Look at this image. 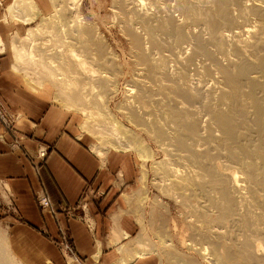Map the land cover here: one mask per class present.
Returning a JSON list of instances; mask_svg holds the SVG:
<instances>
[{"label": "bare ground", "instance_id": "6f19581e", "mask_svg": "<svg viewBox=\"0 0 264 264\" xmlns=\"http://www.w3.org/2000/svg\"><path fill=\"white\" fill-rule=\"evenodd\" d=\"M85 1L11 0L13 22H40L24 37L17 29L13 69L52 84L55 99L84 117L98 157L134 149L142 166L152 161L153 185L183 209L189 254L163 224L161 247L134 239L121 262L156 253L160 264H264V0H111L141 71L119 109L159 159L109 106L119 68ZM141 175L146 187V168ZM12 253L0 230V264H18Z\"/></svg>", "mask_w": 264, "mask_h": 264}, {"label": "crops", "instance_id": "0c3cea01", "mask_svg": "<svg viewBox=\"0 0 264 264\" xmlns=\"http://www.w3.org/2000/svg\"><path fill=\"white\" fill-rule=\"evenodd\" d=\"M13 27L0 19L3 43ZM0 62V90L29 89L5 76L11 71L1 52ZM9 103L26 118L18 128L26 136L22 150L12 152L0 140V180L8 184L22 219L9 218L8 231L2 225L0 230L8 232V246L17 263L123 264L122 248L132 246L138 229L121 211L122 194L114 172L123 169L122 165L100 162L69 131L72 123L56 108H47L41 98L14 94ZM41 144L50 147L45 159L37 156ZM40 191L48 196L54 214L42 211L36 203ZM61 243L70 245L76 254L64 253ZM137 258L124 264H144Z\"/></svg>", "mask_w": 264, "mask_h": 264}, {"label": "rangeland", "instance_id": "374dc122", "mask_svg": "<svg viewBox=\"0 0 264 264\" xmlns=\"http://www.w3.org/2000/svg\"><path fill=\"white\" fill-rule=\"evenodd\" d=\"M10 1L11 0H2V3L0 4V19L2 20V23H9L10 25L14 24L16 25V28L19 27L18 28L19 33L21 32L20 34L24 37V34L27 31V29L37 26L40 22H37L38 24L31 23L30 25H24L22 22H13L10 16L11 13L7 9L8 3ZM83 8H84V12L87 15L88 20H93L92 11L96 12L97 19L100 20V23L98 25L99 30L104 36L107 50L110 49L109 52L111 54L110 53L109 54L111 56L114 55L113 56L115 57L114 64L119 68V73L118 75H116L117 94L109 101V106L113 111L115 118L121 123H123L125 127H127L128 129L134 131L136 134L138 133L141 137H143V139H145L146 142H149L147 144L151 145L153 152L155 151L158 154L155 157L157 159L161 158L162 153L159 152L160 150L156 147V145L152 143V141H150L149 137L145 133L142 134L137 127L135 128V126L127 122L125 115L119 109V107L122 106V104L124 103V99L126 98V94H127L126 87H128L129 85L131 86L133 85L134 81H136L139 78L138 75H140L141 71L139 70L138 65L137 64H136L137 66L135 65L136 57L134 58V53H133L134 50L132 44L130 45L131 42L130 38L129 40L127 39L128 36L126 35L125 32L121 30L120 24L118 23L117 18H115L116 16L110 13L111 0H86ZM16 28L14 29L13 27V29L9 31L10 33L7 42L4 43L5 51L3 55H5L7 60L9 61V66H10L9 68L11 71L10 74L5 76L7 78L12 77V80L21 82L29 89L21 90V91L0 90V126L2 129V132L0 134V140L4 143H7L12 152L18 151L20 149L22 150L23 148L22 142L26 140V136L24 135V133L23 134L19 133L18 128L23 120L26 121V118L23 114L13 111V109L9 105L10 104L9 100L14 97V94L15 95L19 94L22 97L41 98L44 101V103L48 104L47 108H56L59 111V113L63 115V117L67 122L72 123V129L69 131L73 134V136H75V138L78 139L79 143L85 144L90 149V151H92V153L98 158L100 162L102 163L113 162L115 163V165L116 164L122 165L123 169L116 171V173L114 172L115 174L114 178L118 180V186L116 187L117 189H119L120 193L122 194L121 208L123 211L124 210L127 211V212L124 211L123 215L124 216L126 215V218L129 219L131 222L134 221L135 228L137 227L138 229V233L136 237H134V239L137 238L141 239L142 237V240L145 241V243H148L149 245L152 244V247L155 248L158 246L157 248H159L161 247V244L159 243L160 242L159 231L162 226L166 225L169 231L168 233L170 237L169 239L171 240L173 236L171 241H175L176 243L175 245L177 246V248H179L180 252H183L184 254L185 253L189 254L190 252L187 250L186 246L184 247V243L186 244V242L188 241L189 230L186 223H184V219L182 217L183 209L172 198L162 195V193L158 191L159 189L155 185H153L154 169L152 166V161L148 160L144 167L142 166L144 165L142 157H140V153L137 150L134 151V149H128V150L122 149L123 150L122 151L119 149H112V148L108 151L107 157L106 154L105 156H101V158H103L101 160L100 156L98 157L97 152L93 151L91 148L93 144H97L96 139L93 137V135L85 132L81 128V125L84 122V117H82V115H80V113H78L77 111L68 110L67 107H65L64 103L55 99V97H57L56 96L57 90L55 89V87H53L52 84L48 82H45L44 84H42L43 86L41 85L40 87V84L38 85L37 83L25 77L24 72H19L13 69L15 59L13 56V52L11 50V46L13 40H16L15 36H16V32L18 31ZM130 46L132 47V49ZM184 46L186 47L187 44H184ZM1 73L2 70H1V62H0V77H2ZM32 126L36 128V125H32ZM7 137L9 138V141L6 140ZM49 148L50 147L48 145L41 144L38 149L37 156L42 159H45L47 157L48 151L50 150ZM143 167L144 169L146 168V171L148 172L146 187H144V184L140 179L142 177L141 173H143L144 170ZM155 187L157 189H155ZM141 190H143V192ZM129 194L130 195L136 194V198L138 197L140 201L138 199L137 202L134 203V205L131 204L133 202L130 201V205H129V199H130ZM42 195L48 199V196L43 191H40L36 195V203L38 204V206L42 211H46L51 214H54L53 208L51 206L49 209H46L45 207L42 206L40 200V197ZM161 201L163 203H161ZM159 204H161V206L163 204L165 208L163 206H162L163 208H161ZM138 205H141V207L137 212V208L139 207ZM9 218H12V220L18 222L22 220L20 213L16 207L13 196L8 187V184L5 181L0 180V225L5 227L6 231H8L7 227L10 226L11 219ZM142 227L145 228L143 229ZM6 231L5 233L7 234V243H8V232ZM135 234L136 233H134V235ZM130 236L132 235H129L128 237ZM145 239L149 242H146ZM180 241L184 243L181 245ZM134 242L135 241L133 240L132 246H126V247L128 249L133 247ZM153 242L155 243L154 244L155 246L153 245ZM61 245L63 246L64 253L72 254L74 252L73 254H76L74 248H72L70 245L66 243H61ZM181 248L183 250H181ZM144 257L143 256L139 257L144 264H160L161 255L158 256V254L152 253Z\"/></svg>", "mask_w": 264, "mask_h": 264}, {"label": "built area", "instance_id": "2783aa9c", "mask_svg": "<svg viewBox=\"0 0 264 264\" xmlns=\"http://www.w3.org/2000/svg\"><path fill=\"white\" fill-rule=\"evenodd\" d=\"M40 200H41V204L43 207H45L46 209H49L50 208V201L49 199H47L45 196H41L40 197Z\"/></svg>", "mask_w": 264, "mask_h": 264}]
</instances>
